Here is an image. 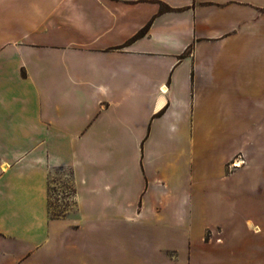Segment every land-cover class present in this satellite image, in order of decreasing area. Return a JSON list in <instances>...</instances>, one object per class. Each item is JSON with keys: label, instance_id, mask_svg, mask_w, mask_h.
<instances>
[{"label": "crops", "instance_id": "crops-1", "mask_svg": "<svg viewBox=\"0 0 264 264\" xmlns=\"http://www.w3.org/2000/svg\"><path fill=\"white\" fill-rule=\"evenodd\" d=\"M259 117L264 0H0V264H264Z\"/></svg>", "mask_w": 264, "mask_h": 264}, {"label": "rangeland", "instance_id": "rangeland-1", "mask_svg": "<svg viewBox=\"0 0 264 264\" xmlns=\"http://www.w3.org/2000/svg\"><path fill=\"white\" fill-rule=\"evenodd\" d=\"M260 118V117H259ZM258 124L263 125L264 120L260 118L257 121ZM237 162V161H235ZM235 166L236 164H232ZM229 167H231L229 165ZM203 183H200V189L197 191V203L202 204V194H203ZM246 185V183H245ZM260 188H264V183L259 186ZM72 193L73 188L69 182V170L63 169V170H57L54 171L50 175V190H49V214L51 217H62L67 215L68 211H70L73 208L72 203ZM230 215V214H229ZM194 236H199L200 229L195 228L193 230ZM165 237H168L167 234L172 237L173 235H177V237H181L182 232L181 230H172V229H165L164 230Z\"/></svg>", "mask_w": 264, "mask_h": 264}, {"label": "trees", "instance_id": "trees-1", "mask_svg": "<svg viewBox=\"0 0 264 264\" xmlns=\"http://www.w3.org/2000/svg\"><path fill=\"white\" fill-rule=\"evenodd\" d=\"M160 3V11H167L169 10V7H167L166 5L162 4L161 2ZM149 28V23L147 25H145L142 29H140L135 35L133 38H136V37H140V36H143L146 34L147 30Z\"/></svg>", "mask_w": 264, "mask_h": 264}, {"label": "bare ground", "instance_id": "bare-ground-1", "mask_svg": "<svg viewBox=\"0 0 264 264\" xmlns=\"http://www.w3.org/2000/svg\"><path fill=\"white\" fill-rule=\"evenodd\" d=\"M241 163H242L241 160H239L238 162H234V164H236V165H239V164H241Z\"/></svg>", "mask_w": 264, "mask_h": 264}, {"label": "built area", "instance_id": "built-area-1", "mask_svg": "<svg viewBox=\"0 0 264 264\" xmlns=\"http://www.w3.org/2000/svg\"><path fill=\"white\" fill-rule=\"evenodd\" d=\"M163 91V89H161Z\"/></svg>", "mask_w": 264, "mask_h": 264}]
</instances>
